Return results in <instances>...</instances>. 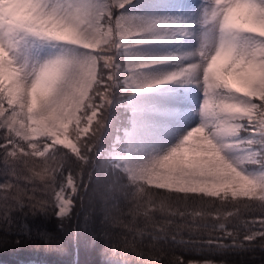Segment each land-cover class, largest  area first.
<instances>
[{
    "label": "snow or ice",
    "instance_id": "snow-or-ice-1",
    "mask_svg": "<svg viewBox=\"0 0 264 264\" xmlns=\"http://www.w3.org/2000/svg\"><path fill=\"white\" fill-rule=\"evenodd\" d=\"M81 244L264 264V0H0V252Z\"/></svg>",
    "mask_w": 264,
    "mask_h": 264
},
{
    "label": "trees",
    "instance_id": "trees-1",
    "mask_svg": "<svg viewBox=\"0 0 264 264\" xmlns=\"http://www.w3.org/2000/svg\"><path fill=\"white\" fill-rule=\"evenodd\" d=\"M75 258V253L71 249L64 254L45 253L43 250L35 251L31 247L19 252H0V264H20L24 260H32L36 264H73ZM79 261L80 264H99L100 257L97 252L81 244Z\"/></svg>",
    "mask_w": 264,
    "mask_h": 264
}]
</instances>
